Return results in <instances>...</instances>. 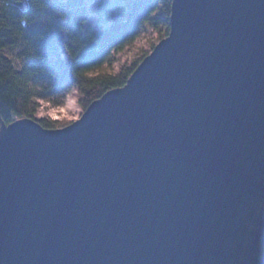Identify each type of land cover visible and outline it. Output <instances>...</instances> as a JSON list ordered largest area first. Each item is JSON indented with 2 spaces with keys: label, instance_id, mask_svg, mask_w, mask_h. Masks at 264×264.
Wrapping results in <instances>:
<instances>
[{
  "label": "water",
  "instance_id": "95a60500",
  "mask_svg": "<svg viewBox=\"0 0 264 264\" xmlns=\"http://www.w3.org/2000/svg\"><path fill=\"white\" fill-rule=\"evenodd\" d=\"M0 264H264V0H172L79 120L3 124Z\"/></svg>",
  "mask_w": 264,
  "mask_h": 264
},
{
  "label": "trees",
  "instance_id": "16d2710c",
  "mask_svg": "<svg viewBox=\"0 0 264 264\" xmlns=\"http://www.w3.org/2000/svg\"><path fill=\"white\" fill-rule=\"evenodd\" d=\"M91 3L101 31L91 23ZM161 7L169 18L172 0H0V127L35 119L39 100L59 99L73 88L87 109L125 86L138 64L119 75L99 71L137 40L145 24L161 23L154 17ZM10 50H19V68L6 56Z\"/></svg>",
  "mask_w": 264,
  "mask_h": 264
},
{
  "label": "rangeland",
  "instance_id": "374dc122",
  "mask_svg": "<svg viewBox=\"0 0 264 264\" xmlns=\"http://www.w3.org/2000/svg\"><path fill=\"white\" fill-rule=\"evenodd\" d=\"M91 23L97 31H101L103 26L98 24L96 15V3H91ZM155 19H161V23L155 24L154 21L147 23L142 28L137 40L127 46L124 50L114 53L111 61L106 64L99 72L119 75L132 68L135 64H140L145 57L151 54L154 48L170 33V17L165 14L161 7L154 15ZM168 34V35H167ZM6 56L15 68L21 66L22 60L19 57V50L6 51ZM77 92V105L73 109L67 108L69 97L72 91ZM83 96L77 88L69 90L59 99L39 100L35 114L37 120H49L53 122L55 128H63L79 120L86 109L83 104ZM2 130V126L0 127Z\"/></svg>",
  "mask_w": 264,
  "mask_h": 264
},
{
  "label": "bare ground",
  "instance_id": "6f19581e",
  "mask_svg": "<svg viewBox=\"0 0 264 264\" xmlns=\"http://www.w3.org/2000/svg\"><path fill=\"white\" fill-rule=\"evenodd\" d=\"M77 92L75 90L72 91V94L69 97V102L67 103L68 109H73L75 105H77Z\"/></svg>",
  "mask_w": 264,
  "mask_h": 264
}]
</instances>
